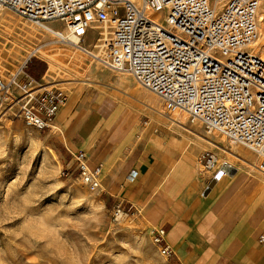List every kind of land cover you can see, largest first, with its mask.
<instances>
[{
  "label": "built area",
  "instance_id": "2783aa9c",
  "mask_svg": "<svg viewBox=\"0 0 264 264\" xmlns=\"http://www.w3.org/2000/svg\"><path fill=\"white\" fill-rule=\"evenodd\" d=\"M262 1L0 0V11L9 8L45 26L60 43L83 40L98 27L95 58L105 68L129 73L163 101L165 114L183 110L190 123L245 147L264 172V59L255 51ZM11 84L0 74V103ZM16 84L25 124L50 128L65 95L40 88L30 77ZM72 155L82 183L99 188L100 167H90L82 151ZM199 161L212 178L226 174V164L212 151H202ZM162 234L156 231L154 241L169 257ZM258 242L264 247V231Z\"/></svg>",
  "mask_w": 264,
  "mask_h": 264
},
{
  "label": "crops",
  "instance_id": "0c3cea01",
  "mask_svg": "<svg viewBox=\"0 0 264 264\" xmlns=\"http://www.w3.org/2000/svg\"><path fill=\"white\" fill-rule=\"evenodd\" d=\"M88 76L67 91L47 130L65 153L82 151L100 167V194L140 215L152 234L162 229L173 264H264V180L232 168L207 189L212 173L200 166L194 129L161 112L130 77Z\"/></svg>",
  "mask_w": 264,
  "mask_h": 264
},
{
  "label": "rangeland",
  "instance_id": "374dc122",
  "mask_svg": "<svg viewBox=\"0 0 264 264\" xmlns=\"http://www.w3.org/2000/svg\"><path fill=\"white\" fill-rule=\"evenodd\" d=\"M24 24L42 31L9 8L0 11V74L13 83L0 103V264H173L159 252L140 215L105 199L100 187L91 190L82 183L73 155L65 153L49 128L40 130L25 124L18 81L30 77L40 88L66 95L71 87L90 82L88 71L92 66L87 65L90 55L72 49L65 51L67 55L49 57L60 42L51 41L55 39L44 31L41 42H47V55L32 54L22 63V53L15 60L9 50ZM95 37L88 32L84 42L91 43ZM93 65L97 63L93 61ZM98 65L115 76L130 77L136 89H143L131 75ZM150 110L156 113L153 106ZM183 118L180 126L185 131L195 130L191 133L196 139L193 143L204 145L201 151L216 153L220 162L227 155L209 140L235 154H251L216 132L207 133L199 123H190L186 115ZM232 162L238 170L264 180L258 171L238 160ZM117 210L126 214L121 221L117 220Z\"/></svg>",
  "mask_w": 264,
  "mask_h": 264
},
{
  "label": "bare ground",
  "instance_id": "6f19581e",
  "mask_svg": "<svg viewBox=\"0 0 264 264\" xmlns=\"http://www.w3.org/2000/svg\"><path fill=\"white\" fill-rule=\"evenodd\" d=\"M258 18H259V24H258L259 37H258V40H257L256 45H255V51L259 54V56L262 59H264V0L262 1V4L260 6V10L258 12ZM36 25L42 31L30 27V25L28 26V25L24 24L23 26H21L20 30L16 33V36L14 35L15 38L12 41L13 42V46L9 50V52H10L11 56L15 60L18 59L20 56H22V53H25V56L23 57L22 63L24 61H26L30 57V55H32V54L47 55L46 54V51H45V47H46V43L47 42H41L42 41V36L44 34H48L47 31H46L47 29H46L45 26H42V25H39V24H36ZM46 26L47 27H50L49 25H46ZM42 32L44 34H41ZM95 32H100V30H99L98 27L92 26L91 29L89 30V33L94 34ZM102 33L106 35L107 34V30L106 29L105 30H102ZM49 36H51V35H49ZM95 39L96 40L93 41V42H91V43L90 42L89 43H85L84 42V39L83 40H78L76 38H71L66 43H59L60 47H57L56 48V50H55L56 52H53L52 51L51 53L48 54V56L55 58L56 56L67 55L65 53V51H71V49H72L73 51L75 50V51H79L81 53H85V54L90 55L91 61H90V64L88 63L87 65H88V68L91 67V66L92 67L90 68L89 71H93L94 69H99V67H98L99 65L98 64H101V63H100V61L97 58H95L96 57V48H97V45H98V41H97L98 39L97 38H95ZM51 41H56V40H51ZM56 43H58V42H56ZM79 47H84L85 51H82L81 49H79ZM93 61H95L97 63V65H93ZM66 62H64V64L69 67V63H66ZM87 70L85 69V71H87ZM49 71H52V70L50 69ZM48 72L46 74V77L48 75ZM127 74H129V73H127ZM116 77H118V76H116ZM143 90H144V88H143ZM146 91L148 92V95H149V97L151 99L156 100L155 98L157 96L154 93L148 91L147 89H146ZM161 101L160 102L157 101V104L158 105L156 103L155 104L159 107L158 109H160V111L164 113L163 101L162 102ZM184 113L185 112L183 110L176 109L172 114H170V116L172 115L171 116L172 117V120L175 121L176 123H178V125L183 126V124H184L183 123V121H184V118L183 117L185 115L187 117V114L185 113V115H184ZM193 134H195V133H193ZM198 137H199V135H198ZM185 139H186V137H185ZM191 141L192 140L190 138H187V140L185 141V146L188 144V142H191ZM209 142L212 143L213 145H216V143L211 142L210 140H209ZM234 145H237V144H234ZM221 151L224 152V153H226V155H227L223 159V163L226 164V166H225V170L226 171H229L232 168L237 169L236 166L233 164L232 160H238L241 163H243L244 165H246L247 167H249L250 169H252V170H258L255 167L256 166V163H257L256 162V159H253L252 158V156H251L252 154H250V155L247 154V153H243L242 154V153H240V151H239V154H235L234 152H232L230 150H226L224 148H222ZM259 172H262V171H259ZM116 215H117V220H120L121 221V220L124 219V217H125L126 214L123 213V212H121V211H118L117 210Z\"/></svg>",
  "mask_w": 264,
  "mask_h": 264
},
{
  "label": "water",
  "instance_id": "95a60500",
  "mask_svg": "<svg viewBox=\"0 0 264 264\" xmlns=\"http://www.w3.org/2000/svg\"><path fill=\"white\" fill-rule=\"evenodd\" d=\"M216 178H212L211 181L207 185V189L212 187V185L215 183Z\"/></svg>",
  "mask_w": 264,
  "mask_h": 264
}]
</instances>
